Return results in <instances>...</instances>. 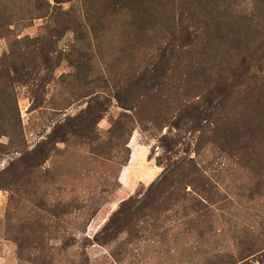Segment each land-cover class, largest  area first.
I'll use <instances>...</instances> for the list:
<instances>
[{
	"label": "rangeland",
	"instance_id": "1",
	"mask_svg": "<svg viewBox=\"0 0 264 264\" xmlns=\"http://www.w3.org/2000/svg\"><path fill=\"white\" fill-rule=\"evenodd\" d=\"M45 1L0 35V264H264V0ZM57 21L32 85L9 46Z\"/></svg>",
	"mask_w": 264,
	"mask_h": 264
},
{
	"label": "trees",
	"instance_id": "2",
	"mask_svg": "<svg viewBox=\"0 0 264 264\" xmlns=\"http://www.w3.org/2000/svg\"><path fill=\"white\" fill-rule=\"evenodd\" d=\"M72 0H56V2H71ZM91 0H83L85 4V10L86 13L88 14V11L92 9V5L94 4V1L90 2ZM109 2L114 3H124L125 0H108ZM139 3V9H143L144 5L143 0H136ZM90 2V3H88ZM40 5L43 6L46 11H49V5H47V2L45 0H0V35L6 34L9 32V27L10 25L15 21V20H23V18L27 17V15H30V8L33 9L34 6ZM126 5L127 3L121 8V10L117 8V5L114 4L112 7L113 9L117 12H122L126 10ZM142 7V8H141ZM53 12V11H52ZM143 12V11H142ZM86 14V15H87ZM91 19L93 20V30L95 32H99V18L92 14L90 16ZM59 22L57 21V25L55 28L49 31V34L46 35L45 37L41 38H36V39H27L25 38L24 40L12 43L9 48H10V54L15 55L16 58L18 56L19 51L20 52H25L26 50H30L31 53L34 54L33 62L29 64L26 67V73L23 75L27 77L28 79L31 80L32 85H34L35 78L37 76V73L39 71H45L47 72V75L50 73L54 72V69L58 67L59 63L61 60L58 59V57L55 55L56 53V44L57 41L59 40V37H62L61 35V26L58 24ZM65 24V23H64ZM135 26H138L140 29H143L141 25L135 23ZM143 32V31H141ZM54 33V34H53ZM94 33V32H93ZM76 34V33H75ZM56 38V39H54ZM86 36L82 34L81 29L79 28L77 30V34L75 36V44L79 46L80 44L84 43L86 41ZM98 39L97 35L95 34V40ZM137 42H135L134 46L137 47L139 43H141V40L137 39ZM201 41V40H200ZM202 42L206 45L205 41L202 40ZM183 48L187 50V52H191V42H184ZM192 47V45H191ZM181 49V50H182ZM174 52V51H173ZM172 53V52H171ZM170 53V54H171ZM184 53V52H182ZM55 55V56H54ZM171 57V55H170ZM80 64V62H79ZM77 64V68L79 66ZM10 68L13 71V74H16L21 77L19 74V70L17 68V62L13 61L10 64ZM141 69V68H140ZM137 71L134 72V74ZM148 73L146 70H143L137 74V76H133L132 80L133 84L129 87V89H126L125 94L126 96L122 98V96H119V93L121 90H118L115 94V98L117 102H119L120 107L123 108L124 110H129L132 111L135 107L133 106L134 103L141 97V90L142 86L141 84L144 81L145 74ZM62 78V76L60 77ZM37 87H40V85H37ZM137 95L139 97L137 98ZM103 106H105L104 103H101V105L98 107L99 113H101ZM101 118V117H100ZM71 134V133H70ZM42 158L43 160H46L48 157L45 156V152L42 151ZM166 172V171H165ZM171 177L174 173H170ZM164 176L166 177V173H163V178ZM162 184V178L159 182L153 184L150 186L147 194L145 195L147 198L152 196L150 194L155 193L158 191V187ZM149 194V195H148ZM141 201V200H140ZM139 200L135 199H129L128 201L124 202L119 209L113 214L112 219L105 225L102 231V235H105V237H109L110 235L113 234V230L118 228V226L122 223H124L128 218L132 217L136 213H138L139 210H143L145 208V204L143 205V208L141 206H138L140 203Z\"/></svg>",
	"mask_w": 264,
	"mask_h": 264
}]
</instances>
